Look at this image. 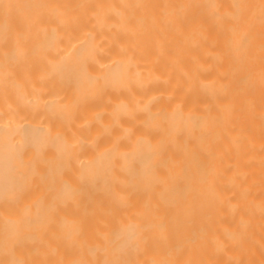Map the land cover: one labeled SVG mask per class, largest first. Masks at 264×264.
Masks as SVG:
<instances>
[{
  "label": "bare ground",
  "instance_id": "6f19581e",
  "mask_svg": "<svg viewBox=\"0 0 264 264\" xmlns=\"http://www.w3.org/2000/svg\"><path fill=\"white\" fill-rule=\"evenodd\" d=\"M0 264H264V0H0Z\"/></svg>",
  "mask_w": 264,
  "mask_h": 264
}]
</instances>
